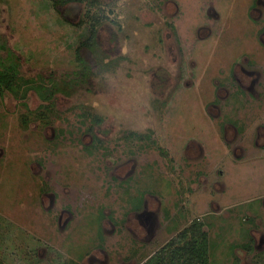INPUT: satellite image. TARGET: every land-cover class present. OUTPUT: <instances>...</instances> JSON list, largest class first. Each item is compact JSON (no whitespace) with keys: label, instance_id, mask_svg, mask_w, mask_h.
<instances>
[{"label":"rangeland","instance_id":"obj_1","mask_svg":"<svg viewBox=\"0 0 264 264\" xmlns=\"http://www.w3.org/2000/svg\"><path fill=\"white\" fill-rule=\"evenodd\" d=\"M254 2L98 0L113 70L57 95L48 124L24 123L51 105L34 91L0 96L1 264H141L191 222L208 228L210 264H264V148L253 143L264 108L255 119L214 108L232 63L261 47ZM88 6L64 11L76 21ZM81 36L52 0H0V38L22 80L72 72ZM233 113L241 122L215 117ZM228 123L245 129L229 133L249 152L240 161ZM145 205L152 229L132 209Z\"/></svg>","mask_w":264,"mask_h":264},{"label":"trees","instance_id":"obj_2","mask_svg":"<svg viewBox=\"0 0 264 264\" xmlns=\"http://www.w3.org/2000/svg\"><path fill=\"white\" fill-rule=\"evenodd\" d=\"M86 3L89 6L86 10L79 12V18L76 21L69 20L64 10L72 5L84 8ZM52 4L60 21L67 26L78 27L82 30V36L74 49L75 69L72 72L60 78L53 72L48 76L38 75L37 79L22 80L19 77L18 57L8 48L6 41L0 38V96L9 92L14 98L25 100L29 92L34 91L43 102L51 103V105L43 104L35 111H29L31 116L24 119L26 125L34 120L48 124L50 114L54 111L52 101L57 95L71 97L77 91L87 89L95 76L104 71L113 70L115 67L110 68V63L105 64L108 55L103 50L99 35L104 20L103 15L98 12L101 8L98 0H52ZM2 54H7L6 58ZM24 85L27 87L21 95V88ZM99 123V120H94L93 126ZM207 241L206 233L199 227L192 229L191 225L141 264H210Z\"/></svg>","mask_w":264,"mask_h":264},{"label":"flooded vegetation","instance_id":"obj_3","mask_svg":"<svg viewBox=\"0 0 264 264\" xmlns=\"http://www.w3.org/2000/svg\"><path fill=\"white\" fill-rule=\"evenodd\" d=\"M251 9H252V19L256 23L255 29H256L257 40L261 47L257 48V53H255L253 56L252 54L254 51L251 52V54L249 55L243 54L242 58L239 61L235 60L232 63V65L229 67L228 73L223 76V81L218 83V88H217L218 94H217L216 99L219 102L217 103V105H214V108H218L221 112H222L223 106L226 107V109L230 107L232 108L233 111H236L237 109H239V111H242L244 108V111H249L253 119H255L254 117L260 114L261 109L264 108V54L262 53L260 54V52L264 51L263 50L264 48V0H255L254 4H252ZM206 15L212 16L215 21L219 17V14L217 13V11L215 10V7L213 6L209 7L206 10ZM202 28L209 29L208 27H205V26H202L200 29ZM203 40H205V38ZM247 52H250V51H247ZM248 57H251V58H248ZM230 88L232 90H230ZM223 91L226 92V95L224 96L221 95V92ZM215 117L216 118L217 117L228 118L229 120L235 121L236 123L241 122L240 121L241 118L237 115H234V113L231 116L227 114H224V115L217 114V116ZM231 129L233 131H231ZM244 130H243V133H241V135H244V132H245ZM230 132L235 134L234 136L236 140L238 138L237 136H241L240 132L231 123H228L225 126L224 136L228 143V147L231 150V152L235 153L236 157L240 161V159L248 155L249 152L248 150L245 151L244 148L240 146L241 144L235 145L234 139H231V140L229 139ZM97 141L102 142L98 138H97ZM253 143H255V145L257 144L258 147L264 148V127L262 128L261 126L260 127L257 126L256 135L254 136ZM232 145H235V147H232ZM237 151H240L241 153L237 154ZM204 178H205V181L203 180L204 181L203 183L207 184L208 176H204ZM145 208H146V205L142 209L144 210L143 213H140L138 209H136L135 207H133L132 209L136 210L137 214L139 215V218H145L146 219V220L144 219L146 221L145 226H147L149 229H152L153 221L150 218L152 217L153 213L146 212ZM66 211L69 214H71L70 215L71 217L69 218L71 219L73 216V213L70 211L69 208L68 209L66 208L65 210H63L61 214V218H62L63 213ZM197 221H201V220L198 219ZM191 223L194 224L193 222ZM192 224H190V226ZM190 226L185 227L183 230H185L186 228H190ZM207 229H206V226L204 227V229L201 227V230L205 233ZM101 231L103 232L102 229ZM177 235H175L171 240H173L174 238H177ZM248 249L250 251V248Z\"/></svg>","mask_w":264,"mask_h":264}]
</instances>
